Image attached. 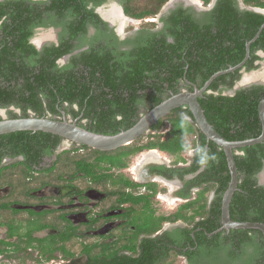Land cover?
<instances>
[{
    "label": "flooded vegetation",
    "instance_id": "af4514ba",
    "mask_svg": "<svg viewBox=\"0 0 264 264\" xmlns=\"http://www.w3.org/2000/svg\"><path fill=\"white\" fill-rule=\"evenodd\" d=\"M213 1L167 0L155 12L136 17L125 12L122 0H84L85 8L97 14L99 21L95 22L85 9L76 15V8L67 5L74 0H0L1 67L7 73L13 69L8 80L0 76V119L49 117L107 135L129 128L152 108L151 94L162 101L192 91L197 84L183 75L173 88L164 81L159 90L151 72L145 70L142 81H134L143 86L114 90L103 86L105 98L94 95L98 98L94 106H81L61 100L63 96L53 84L46 86L36 80L43 74L42 67L46 70L47 66L45 73L52 78L57 70H77L82 64L76 63V67L74 59L97 51L111 63L127 61V52L143 44L147 32L163 31L173 12L185 8L198 22L206 21L217 0ZM236 1L239 9H247L244 6L248 5ZM163 37L172 41L166 31ZM257 54L261 60L255 61L259 67L254 70L263 72L264 51ZM252 71L242 66L235 84L244 76L246 81L254 78ZM26 79L33 82L29 88L22 85ZM253 84L264 85V80L247 86ZM234 85L224 92L237 90ZM100 89L91 88V92ZM180 107L194 123L183 110L188 107ZM170 128L171 122L163 116L127 144L139 139L144 145ZM192 137L195 147L178 153L154 146L126 154L117 151L118 147L99 150V156L95 148L57 134L51 133L43 148L32 135L13 138L0 134V264H105L127 256L138 264H224L225 246L216 258L208 238L202 237L217 229L207 232L212 215H203L200 192L209 183L214 185L206 192L210 211L217 185L215 180L199 178L206 164L193 168L199 132ZM236 149L233 154L243 153ZM110 155H115L114 163L109 161ZM253 178L257 185H264V164ZM221 203L222 196L220 208ZM155 222L160 227L148 232ZM154 237L159 239L154 248L147 242L141 244ZM110 254H114L113 260Z\"/></svg>",
    "mask_w": 264,
    "mask_h": 264
},
{
    "label": "trees",
    "instance_id": "16d2710c",
    "mask_svg": "<svg viewBox=\"0 0 264 264\" xmlns=\"http://www.w3.org/2000/svg\"><path fill=\"white\" fill-rule=\"evenodd\" d=\"M94 1L98 3L102 0ZM166 1L139 0L138 3H134V0H122V4L128 15L138 17L147 12H155ZM202 1L205 4L210 2V0ZM241 1L245 5L264 9V0ZM67 5L76 8V15H82L81 9H85L83 11L87 12L93 21H99L95 12L92 13V10L85 8L84 0H74L73 3H67ZM207 15L208 20L198 22L192 12L180 8L167 18L168 22L165 23L163 31L147 32L144 43L136 45L127 52V61L121 60L111 63L110 59L99 51L92 54L86 53L78 61L73 60V65L76 67L78 66L76 63L82 64L77 70L73 68L65 72L57 70L55 76L49 78L48 73H45L46 66V70L42 67L43 74L37 75L39 77H36V80L46 86H49L50 83L53 84L63 96L61 100L80 102L81 106L84 104L93 105L97 102L98 98L93 97L94 95H99L100 99L105 98L107 93L100 89L103 86L110 90L122 86L127 88L143 86L141 84L135 85L134 81L137 79L142 81L145 70L151 72L153 85L159 90L164 81H167L169 86L173 88L175 86L174 81L183 75L201 87L214 72L236 65L244 58L246 42L256 34L259 27L264 23L263 13L250 9H239L236 0H217L215 7ZM165 31L166 35L172 36V41L169 42L163 37ZM159 33L161 34L159 35ZM258 50L264 51V28L250 44V55L243 65L245 70H254L259 67L255 63V61L261 60L257 54ZM60 53L58 52V54ZM2 59L0 53V76L8 80L13 69L8 72L10 75L4 72L1 67ZM240 76V68L220 74L210 83L208 89L198 97L207 120L227 140L256 137L262 129L258 103L264 97L263 84L240 87L233 94L224 92L226 89H231ZM92 83L94 84L93 87ZM22 85L29 88L33 82L27 80ZM91 88H99L100 91L91 92ZM149 100L153 107L161 102V97L151 94ZM0 102H3L1 97ZM183 110L192 117L189 109ZM164 118L171 122V128L167 132L156 134L153 140L144 145L137 139L130 144L119 147L117 151L129 154L137 152L143 147L158 146L171 153H178L189 147H195L192 136L197 130L199 132V147L193 168L197 165L206 164L207 168L199 178L202 181L215 180L217 185L215 188L217 196L210 205V207L212 206L210 211L206 208V192L214 185L209 183L201 190L199 197L203 215L206 213L212 215V218L209 219L210 222L206 224L207 232H212L220 226V199L230 179L225 154L212 140H209L208 146H206V136L195 123L185 118L182 107L173 109ZM155 125L158 126L159 123L157 122ZM97 128L101 129L102 126ZM1 135L13 138L32 135L34 139L39 140L43 148L51 133L40 130H23ZM236 150L243 151V153L233 154L238 172V183L230 200V218L235 221L264 223V185H257L253 178L264 164V140L260 143L239 147ZM93 151L97 155H101L99 150L93 149ZM109 157H111L109 161L114 163L115 155ZM124 161L122 160L121 163ZM160 225V222H155L148 232H155ZM202 237L208 238L216 258L219 257V253H221L219 251L225 246L224 264H261L264 262L263 235L259 229L230 228L228 233L223 229L212 235L205 233ZM157 240H159L158 237L144 239L141 244L144 245L147 242L154 248ZM114 254H110L109 259H112ZM133 260L127 256L120 262H110L109 260V262L105 261V264H138L135 261L132 262ZM93 261L96 262L97 260L94 259Z\"/></svg>",
    "mask_w": 264,
    "mask_h": 264
},
{
    "label": "water",
    "instance_id": "95a60500",
    "mask_svg": "<svg viewBox=\"0 0 264 264\" xmlns=\"http://www.w3.org/2000/svg\"><path fill=\"white\" fill-rule=\"evenodd\" d=\"M244 8L264 14V9L262 8L252 6H244ZM263 28L264 23L259 27L256 34L246 42L245 55L239 63H237L236 65H231L226 69L214 72L203 83L201 87H197L194 85L192 91H181L162 100L161 102L153 106L150 110H148L143 116H141L135 124L118 133L112 135L96 133L75 123L49 117H16L0 119V134L23 130H40L60 135L67 140L79 144H84L98 150H112L124 144H127L135 138L144 134L154 122L168 114L174 108H177L179 106H186L191 112L192 120L199 128V130L206 136L207 140L214 141L223 150L230 174L228 185L222 195L220 215L221 225L215 232H218L222 229L229 230L230 228L259 229L263 235L264 246V223L257 221H235L230 218L229 212L230 200L237 188L238 183V172L233 156V149L260 143L264 140V97L258 103V114L262 124L261 133L256 137L243 140H227L221 134H219L214 129L212 124H210V122L207 120L204 111L198 101V97L205 90H207L210 83L217 76L223 73L234 71L235 69L241 68L243 66L250 55V44L258 37L260 31ZM237 88L239 87H235V89ZM233 93L234 91L231 92V94ZM261 264H264V262Z\"/></svg>",
    "mask_w": 264,
    "mask_h": 264
},
{
    "label": "rangeland",
    "instance_id": "374dc122",
    "mask_svg": "<svg viewBox=\"0 0 264 264\" xmlns=\"http://www.w3.org/2000/svg\"><path fill=\"white\" fill-rule=\"evenodd\" d=\"M250 74V73H249ZM251 74H253L254 76V78H251V79H249V80H247L246 81V79L244 78V77H242V81H240V82H238V83H236L235 85H234V88L235 87H239V86H241V85H243V86H246V85H249L251 82H253V81H262V80H264V71L263 72H259V71H257V70H253L252 72H251ZM228 93H230V92H228Z\"/></svg>",
    "mask_w": 264,
    "mask_h": 264
},
{
    "label": "clouds",
    "instance_id": "9594fccd",
    "mask_svg": "<svg viewBox=\"0 0 264 264\" xmlns=\"http://www.w3.org/2000/svg\"><path fill=\"white\" fill-rule=\"evenodd\" d=\"M220 227V226H219ZM221 231V230H220Z\"/></svg>",
    "mask_w": 264,
    "mask_h": 264
}]
</instances>
